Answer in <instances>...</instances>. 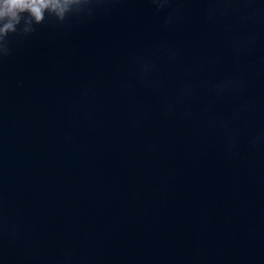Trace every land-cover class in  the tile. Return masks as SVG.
Wrapping results in <instances>:
<instances>
[{
	"label": "water",
	"instance_id": "water-1",
	"mask_svg": "<svg viewBox=\"0 0 264 264\" xmlns=\"http://www.w3.org/2000/svg\"><path fill=\"white\" fill-rule=\"evenodd\" d=\"M0 264H264V0L0 32Z\"/></svg>",
	"mask_w": 264,
	"mask_h": 264
},
{
	"label": "clouds",
	"instance_id": "clouds-1",
	"mask_svg": "<svg viewBox=\"0 0 264 264\" xmlns=\"http://www.w3.org/2000/svg\"><path fill=\"white\" fill-rule=\"evenodd\" d=\"M72 0H0V21H5L0 32L14 31L22 15L27 12L40 23L46 10H53L61 17L68 11Z\"/></svg>",
	"mask_w": 264,
	"mask_h": 264
}]
</instances>
